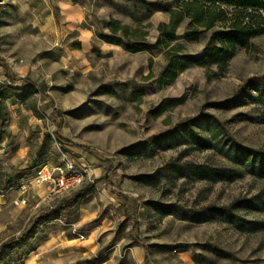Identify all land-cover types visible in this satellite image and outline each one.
I'll list each match as a JSON object with an SVG mask.
<instances>
[{
	"label": "rangeland",
	"instance_id": "obj_1",
	"mask_svg": "<svg viewBox=\"0 0 264 264\" xmlns=\"http://www.w3.org/2000/svg\"><path fill=\"white\" fill-rule=\"evenodd\" d=\"M156 2L175 7L173 0H0V249L6 247L0 264H264V228L245 232L219 220L160 219L151 205L226 206L255 197L258 209L236 211L264 222V179L136 180L175 158L231 166L214 149L176 144L168 136L201 114L217 117L237 141L264 150V92L256 90L264 88V33L239 48L224 73L196 66L160 86L169 48L180 43L182 53L201 55L212 31L228 22L193 40L186 20L175 42L150 51L130 52L101 38L111 35L113 18L137 38L156 42L158 25L170 17ZM9 75L29 78L36 91L25 100L4 99L10 86L28 84ZM111 84L114 95L100 89ZM172 98L184 101L158 114ZM195 128L204 135L211 130L205 121ZM56 131L71 144L60 143ZM159 135L171 145L158 146L153 157L126 152ZM69 162L82 174L79 184L55 192L34 184L42 165L67 168ZM21 182L29 185L26 193ZM33 229L37 249L13 261L9 246Z\"/></svg>",
	"mask_w": 264,
	"mask_h": 264
},
{
	"label": "trees",
	"instance_id": "obj_2",
	"mask_svg": "<svg viewBox=\"0 0 264 264\" xmlns=\"http://www.w3.org/2000/svg\"><path fill=\"white\" fill-rule=\"evenodd\" d=\"M175 7L167 4L154 3L156 9H162L169 13L167 22L158 25L159 37L152 43L131 33L127 26L121 25L116 19H110L108 27L111 35H102L101 38L109 43L122 44L130 52L150 51L152 49L167 48L178 38V28L188 20V39H198L202 30H211L218 23H226L227 26L212 31L204 52L201 55L182 53L183 45L174 44L166 51L167 62L160 72L157 82L160 86L172 84L177 77L185 70L192 67H205L210 69L218 66L222 73L226 70L228 62L236 55L239 48L250 46L252 38L264 33V0H173ZM148 9L153 11L152 3L145 2ZM231 8V12L227 9ZM155 9V8H154ZM231 14V15H230ZM220 73H213L211 77H219ZM10 80L17 81L24 79L28 82L26 86H10L2 95L4 99L12 96L25 100L36 91L37 85L29 78L8 76ZM256 79L243 84L236 95L238 96L252 85ZM104 93L114 95L116 90L114 84L100 88ZM256 90L263 91L256 86ZM142 93H139L141 95ZM184 98H172L162 103L159 113H162L169 105H178ZM207 122L211 127L209 135L200 133L195 126L201 122ZM55 137L60 143L71 144L64 140L59 133L54 132ZM174 143L195 144L200 149H214L225 156L230 162L228 165H211L206 163L182 162L180 158L169 161L155 173L139 175L136 177L141 183L157 185L161 178H187L192 180H209L213 182L227 181L232 182L252 175L259 179H264V150L255 149L247 146L235 138L227 131L225 125L211 114H201L183 120L175 133L168 135ZM167 139V141H165ZM163 143L169 147L168 138L159 135L155 136L153 142L137 144L126 152L131 155H143L153 157L156 149ZM151 205L158 217L165 216L186 220L192 223H205L215 220L230 222L234 227L241 231L251 232L264 228L263 221L249 220L236 211L238 207L258 209L259 205L255 197L241 198L226 206H204L186 207L178 203L165 204L161 202H151ZM10 250L14 251L13 261L19 262L37 249L35 244L34 229L24 234L13 245ZM6 247L0 249V261L4 259Z\"/></svg>",
	"mask_w": 264,
	"mask_h": 264
},
{
	"label": "built area",
	"instance_id": "obj_3",
	"mask_svg": "<svg viewBox=\"0 0 264 264\" xmlns=\"http://www.w3.org/2000/svg\"><path fill=\"white\" fill-rule=\"evenodd\" d=\"M57 170L59 171L60 176L55 178L54 171ZM81 181L82 174L74 168L71 162L67 164V168H63L62 166L51 168L49 164H44L39 168L34 178V184L36 185H52L53 192L58 189H66L71 185H77ZM28 186L27 182H21L19 189H21L23 193H26L28 191ZM21 201L26 202V198H22Z\"/></svg>",
	"mask_w": 264,
	"mask_h": 264
}]
</instances>
